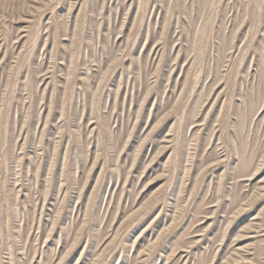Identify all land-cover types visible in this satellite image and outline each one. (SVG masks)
<instances>
[{
	"label": "rangeland",
	"instance_id": "374dc122",
	"mask_svg": "<svg viewBox=\"0 0 264 264\" xmlns=\"http://www.w3.org/2000/svg\"><path fill=\"white\" fill-rule=\"evenodd\" d=\"M263 238L264 0H0V264H264Z\"/></svg>",
	"mask_w": 264,
	"mask_h": 264
},
{
	"label": "bare ground",
	"instance_id": "6f19581e",
	"mask_svg": "<svg viewBox=\"0 0 264 264\" xmlns=\"http://www.w3.org/2000/svg\"><path fill=\"white\" fill-rule=\"evenodd\" d=\"M260 231H262V230H260ZM260 231H259V232H260ZM259 232H258V233H259ZM263 239H264V238H263ZM263 239H262V240H263ZM235 251H236V250H235Z\"/></svg>",
	"mask_w": 264,
	"mask_h": 264
}]
</instances>
